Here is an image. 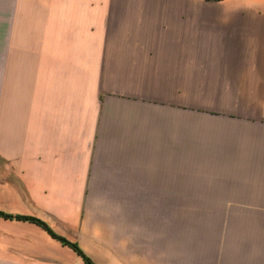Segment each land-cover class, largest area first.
<instances>
[{"label":"crops","instance_id":"1","mask_svg":"<svg viewBox=\"0 0 264 264\" xmlns=\"http://www.w3.org/2000/svg\"><path fill=\"white\" fill-rule=\"evenodd\" d=\"M0 264H264V0H0Z\"/></svg>","mask_w":264,"mask_h":264},{"label":"trees","instance_id":"2","mask_svg":"<svg viewBox=\"0 0 264 264\" xmlns=\"http://www.w3.org/2000/svg\"><path fill=\"white\" fill-rule=\"evenodd\" d=\"M0 214H3V215H8L9 217H12L14 216L13 214H8V212H4L2 210H0ZM25 217H28L30 219H34V220H37L39 222H41L43 225H45V227L47 228V230L54 236L62 239L63 241H65V243H68V244H71L73 245V247H75L85 258L86 262L88 264H97L95 261H93L88 255L85 254V252L79 247V245L76 243V242H72L70 240H68L65 236L63 235H60L58 233H56L48 224L46 221L38 218V217H35V216H28V215H23Z\"/></svg>","mask_w":264,"mask_h":264}]
</instances>
